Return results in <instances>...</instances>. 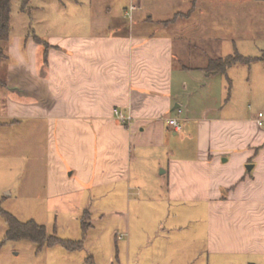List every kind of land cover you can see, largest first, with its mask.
<instances>
[{
  "label": "crops",
  "instance_id": "obj_1",
  "mask_svg": "<svg viewBox=\"0 0 264 264\" xmlns=\"http://www.w3.org/2000/svg\"><path fill=\"white\" fill-rule=\"evenodd\" d=\"M40 1L42 12L63 2ZM201 1L128 0L114 15L118 0H73L70 17L32 15L29 31L16 35L12 24L0 66V173L3 150L23 143L31 179L24 194H41L43 180V194L62 198L55 212L64 229L82 228L88 212L90 248L76 250L85 251L83 264H97L107 250L114 264L101 232L111 216L131 211L139 221L174 216L153 233L185 231L184 264H264V127L260 112L235 116V64L226 74L206 72L209 59L237 50L223 56L209 47L216 27L207 17L192 21ZM115 108L131 113V124ZM144 200L166 207L148 212ZM115 231L119 254L143 264L138 230L128 225L122 238ZM174 255L153 254L147 264H177Z\"/></svg>",
  "mask_w": 264,
  "mask_h": 264
},
{
  "label": "rangeland",
  "instance_id": "obj_2",
  "mask_svg": "<svg viewBox=\"0 0 264 264\" xmlns=\"http://www.w3.org/2000/svg\"><path fill=\"white\" fill-rule=\"evenodd\" d=\"M31 1L29 6L33 9H30V11L22 9L23 0L12 1V24L15 29V35L29 31L32 15L38 19L44 13L51 17L61 15L70 17L73 13V0H52L51 2L53 5H56L57 2H63L58 6H53L51 8L47 7V10L44 12L38 8L39 2H41L40 0ZM126 1L128 0H118V4L115 5L114 8V15L118 13L117 9L120 3H126ZM138 13H143V11L140 10ZM171 15L172 14L167 13L164 14V17L169 18ZM201 17H207L209 20L208 25L213 24L216 27V31L209 32L208 35L209 40L215 41V44L209 45V47L215 48L216 55L225 56L232 54L234 53V49L245 56L255 57L264 54V0H202L201 6L196 9V13L192 16V21L195 19L198 20ZM25 25H27L26 28ZM36 25L38 26V24H35V26ZM126 27L129 28L130 24L127 23ZM53 28L54 27L51 26L48 30L46 28L44 30L51 32ZM67 31H69V29ZM41 33H43L42 30ZM233 39L235 40V47ZM6 45L7 43L4 45L5 48ZM42 50H44L43 45ZM229 76L232 80L231 92L233 102H231V104L235 106V116L246 117L257 115L259 112L264 113V61H257L251 64H235V67L229 70ZM226 82L227 81H225V83ZM227 109L230 110V106H228ZM24 151L26 150L24 149L23 143L12 148L10 147V149L5 148V150H3L2 157L7 165L2 168V170L6 172L3 174L0 173L1 208L14 214L18 219L24 222L35 219L40 224H45L49 233L53 234L54 231H56L57 235L64 239H83L85 234L83 233L80 222L77 224L78 227L76 229H64L56 222L55 211L59 205L61 207L62 198L52 197L50 194H45V192L43 194L45 187V182L43 180L39 187L41 194H24L29 186H31V179H26L27 177L25 175L26 156ZM42 178L44 179V177ZM10 193L12 196H9ZM147 195L148 194H144L143 197ZM156 195L157 194H151L152 197ZM130 197L131 199H137L141 196L129 194L128 198ZM66 200L68 199L65 198L64 201L66 202ZM129 201L128 199L126 204H128ZM143 202L144 203L141 205L148 212L156 207H166L164 203L156 200H144ZM134 203L135 201L133 200L131 203L132 206H134ZM79 214H81V211H79ZM159 218H151L149 220L145 218L139 221L136 215L131 211L125 219H117L114 216L108 219L106 230L104 229V231L101 232L104 234L102 241H109L112 243V253L114 257L112 261H114V264H128V261L124 255L119 254L118 245L121 243H117L118 245L115 243V230L111 229L118 226L115 233L116 235H120L122 233H127L128 225L133 232H136V229L138 230L137 238L143 243L141 247L143 264H147L153 254L161 255L162 258L160 257V259L162 261L165 260L163 259L164 255L171 258V255L175 254L173 258H176L177 264L179 261L180 264H184V253L179 251V249H183V246L179 244H183L182 241L184 240L185 231L172 232L170 237H167L166 233L157 235V232L153 233V231L155 229L158 230L157 225L159 221L162 218L163 222L168 219L172 220L174 216H169L164 213V215ZM139 224L142 226L140 232L139 228L136 227L137 225L139 226ZM6 231L7 225L0 211V264H83V262H86L87 255L85 251H74V254L72 253L73 257H65L63 255L65 251L61 246H55L49 250L44 248V251L38 252L37 246L31 241L6 240ZM96 232L98 234V231L93 232L90 230L92 234ZM85 239L86 237L84 240ZM179 239L181 242H178ZM126 241L127 237L123 242ZM85 244H87L86 248L89 249L90 243H86L85 241ZM161 250L164 252H161ZM107 251L96 254L97 264H109ZM73 259L76 263L73 262ZM87 264L92 263L89 262Z\"/></svg>",
  "mask_w": 264,
  "mask_h": 264
},
{
  "label": "trees",
  "instance_id": "obj_3",
  "mask_svg": "<svg viewBox=\"0 0 264 264\" xmlns=\"http://www.w3.org/2000/svg\"><path fill=\"white\" fill-rule=\"evenodd\" d=\"M12 1L13 0H0V66L8 59L4 45L9 41L12 31ZM30 1L31 0H23V10L29 11ZM257 60H264V54L261 56L250 57L244 56L236 51L234 55L209 59L205 70L208 74H226L228 68L234 64H251ZM0 85L6 86V83L0 81ZM0 211L7 225V231L5 235L6 240L31 241L37 246L38 252L42 251L46 247H53L56 245H61L69 251H76L83 247L84 238L80 240L64 239L58 236L56 231H54L53 234L49 233L47 227L44 224H40L34 219H30L26 222L21 221L14 214L2 209L1 205ZM89 219L90 215L88 212H85L81 219L82 230L84 234H86L90 226Z\"/></svg>",
  "mask_w": 264,
  "mask_h": 264
},
{
  "label": "built area",
  "instance_id": "obj_4",
  "mask_svg": "<svg viewBox=\"0 0 264 264\" xmlns=\"http://www.w3.org/2000/svg\"><path fill=\"white\" fill-rule=\"evenodd\" d=\"M135 8L136 6L133 4L131 5L130 9L131 11H133L135 10ZM114 115L122 123L131 124V122L133 121V116L131 115V113L125 112L124 110H121L119 108H115ZM167 123L169 124V126H171L177 131H180L182 129V123L179 121L178 118H169L167 120ZM257 124L259 126L264 127V114L262 112L258 114ZM122 237H123V234L119 236V238H122Z\"/></svg>",
  "mask_w": 264,
  "mask_h": 264
}]
</instances>
